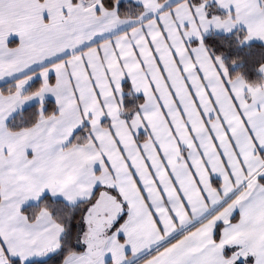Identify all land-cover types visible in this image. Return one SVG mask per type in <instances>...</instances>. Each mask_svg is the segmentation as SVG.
I'll list each match as a JSON object with an SVG mask.
<instances>
[{
  "label": "snow or ice",
  "instance_id": "snow-or-ice-1",
  "mask_svg": "<svg viewBox=\"0 0 264 264\" xmlns=\"http://www.w3.org/2000/svg\"><path fill=\"white\" fill-rule=\"evenodd\" d=\"M257 41L264 0H0V264H264Z\"/></svg>",
  "mask_w": 264,
  "mask_h": 264
},
{
  "label": "crops",
  "instance_id": "crops-1",
  "mask_svg": "<svg viewBox=\"0 0 264 264\" xmlns=\"http://www.w3.org/2000/svg\"><path fill=\"white\" fill-rule=\"evenodd\" d=\"M262 44V45H264V42H259V41H257V42H254V43H252V44ZM125 83H130V80H128V78L126 77L125 78V81H124Z\"/></svg>",
  "mask_w": 264,
  "mask_h": 264
},
{
  "label": "trees",
  "instance_id": "trees-1",
  "mask_svg": "<svg viewBox=\"0 0 264 264\" xmlns=\"http://www.w3.org/2000/svg\"><path fill=\"white\" fill-rule=\"evenodd\" d=\"M262 46V44H252V47H255V48H260Z\"/></svg>",
  "mask_w": 264,
  "mask_h": 264
}]
</instances>
